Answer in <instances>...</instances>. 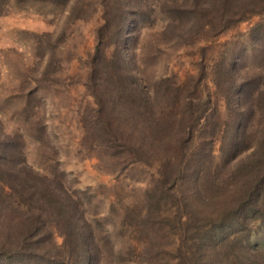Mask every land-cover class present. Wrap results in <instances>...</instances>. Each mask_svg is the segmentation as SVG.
<instances>
[{
	"label": "rangeland",
	"instance_id": "374dc122",
	"mask_svg": "<svg viewBox=\"0 0 264 264\" xmlns=\"http://www.w3.org/2000/svg\"><path fill=\"white\" fill-rule=\"evenodd\" d=\"M135 2L0 0V139L9 136L0 146L11 147L3 160L19 173L0 178L11 186L3 183L0 202L15 209L32 194L24 186L47 178L72 195L80 216L85 200L97 241L92 264H215L190 253L212 248L213 232L192 241L189 227L188 257L174 259L183 252L179 224L209 228L264 183V0ZM107 3L117 14L109 23ZM124 7L140 13L127 57L141 93L106 86L112 99L94 120L93 58L98 45L115 50ZM121 103L129 114L118 113ZM232 134L242 139L233 160ZM254 230L233 238L220 264H247L244 242L264 248V221Z\"/></svg>",
	"mask_w": 264,
	"mask_h": 264
},
{
	"label": "trees",
	"instance_id": "16d2710c",
	"mask_svg": "<svg viewBox=\"0 0 264 264\" xmlns=\"http://www.w3.org/2000/svg\"><path fill=\"white\" fill-rule=\"evenodd\" d=\"M123 1L126 3L125 6L128 3L130 4V0ZM133 1L136 3L135 0ZM104 15L107 18V23L113 21V19L117 17V14L110 10V4L108 3ZM139 15V12L124 7L120 12V16H118V18H121L123 25L113 34L118 36L117 41L113 43L115 50L112 51L110 48H105L100 45L97 46V53H95V57L93 58L95 68L91 73L92 78L88 84L97 102L99 101L100 103L98 110L92 114L94 120H98V117L101 115L103 116L105 111L102 107L105 106V101L107 99H112V96H109V93L105 92L106 86L113 85V90L111 87V91H114V93L115 91L117 93V91L121 92L125 90L134 97L141 93L138 87L139 79H137V74L133 72L134 69L131 68L127 57V53L134 47V36H131V33H137L139 30ZM132 17L135 19L131 20ZM100 64L102 65L100 68L96 67ZM104 64L109 65L104 67ZM235 89L236 87L234 90ZM101 90L105 95L100 92ZM115 97L114 95V101ZM155 98L156 96L150 98L152 105H155L157 101H155ZM119 100L122 101L121 99ZM116 104L117 99L115 105ZM125 104L121 103V105L117 107L119 114H123L124 110L125 113L129 114L128 110L131 109L132 106L127 103ZM162 118L163 117L159 116L154 128L162 125L164 122ZM133 121L136 123L135 119ZM132 126L137 127L135 124ZM124 127L123 125H118L117 130L122 134V130L126 129ZM234 137L235 136L232 134L230 139L231 144L228 147L230 148L228 152L232 153V155L228 153V156H231L232 160L235 158V152L237 153L242 140L240 135L236 139ZM8 138L9 136L6 137V139ZM9 150H11L9 145L0 146L1 179H5L7 173L11 178L14 177V179L15 175L17 174V177L19 174L15 166L10 168V166H8V161L3 160L8 156ZM44 180L47 182L49 181L47 178ZM44 180L37 181L31 186L29 185V187L24 186L27 191L32 194L26 196L24 201L18 202V206H16L15 209H9L7 211V206L4 202H0V264H70L74 260L77 264H92V260L95 258L96 254L93 247L97 245V241L93 237V228L83 211L82 206L85 200H81L80 216L77 203L71 199L72 195L63 189L62 191L56 190L51 184L49 185L51 182H43ZM4 182L5 180L0 181V192L3 191ZM16 182L22 183L20 180H16ZM7 184L4 183V189H6V187L11 188L10 184H8L9 186ZM259 186L258 189L255 187L252 188L247 196L245 195L242 197V202L238 204L229 218L226 217L227 215L225 216V214H223L219 220L216 218V220H212L211 223H208L209 228L207 226H204L205 228L199 226L198 223L191 224L192 221H188V219H185V221L180 220V233H178L179 238L177 239L180 244H178L177 250L180 249V251L182 250L183 252L180 254L179 251H177L178 255L174 256V259H179L180 263L187 259V251H184L183 246L187 243L188 237L189 239H193L192 241L200 238L201 242H205L206 234L212 231L213 247L203 248L199 245L196 251L191 250L190 253H192V257L194 254L197 255L199 259L202 257L205 263L209 260V263L212 261L215 262V264H220L221 259L219 255H221L223 250L233 241V238H240L241 240L249 239L252 232L255 231L254 223L257 221H264V183L261 185L259 184ZM48 189L51 192H47ZM40 190L42 191L39 196ZM82 194L84 195V193ZM36 195H38L39 198L36 197ZM55 197L59 202L55 201ZM35 207L37 210H35ZM2 211H4V213L1 214ZM4 216H7L9 220L6 221L3 218ZM238 217L239 220H237ZM47 218L50 222H47ZM233 218L236 219L233 221L230 220ZM187 227L192 228V235H189L190 231ZM224 229H227L228 232H224ZM214 230H220V233H216L217 231L215 232ZM54 234H61L64 237V241L61 245L53 240L52 236ZM187 235L189 236L187 237ZM243 244L245 245V249H241V251L247 254L245 262H247V264H262L261 261L258 263L256 262V256L264 255V248L256 246L253 249H249L248 244H245V242ZM191 245L198 246V243ZM202 245L206 246L205 243H202ZM78 247H80V250H78L79 254H76L74 257L72 254L73 250L77 251ZM203 251L205 254H208V259L204 258ZM179 254L181 256L182 254L184 255L181 257ZM250 257L254 261H252ZM198 263L199 260H196V264Z\"/></svg>",
	"mask_w": 264,
	"mask_h": 264
}]
</instances>
